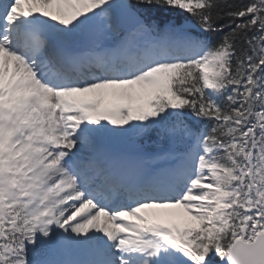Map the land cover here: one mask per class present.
<instances>
[{"label":"snow or ice","instance_id":"1","mask_svg":"<svg viewBox=\"0 0 264 264\" xmlns=\"http://www.w3.org/2000/svg\"><path fill=\"white\" fill-rule=\"evenodd\" d=\"M0 264H264V0H0Z\"/></svg>","mask_w":264,"mask_h":264},{"label":"trees","instance_id":"2","mask_svg":"<svg viewBox=\"0 0 264 264\" xmlns=\"http://www.w3.org/2000/svg\"><path fill=\"white\" fill-rule=\"evenodd\" d=\"M235 2L239 3V2H240V0H235Z\"/></svg>","mask_w":264,"mask_h":264}]
</instances>
